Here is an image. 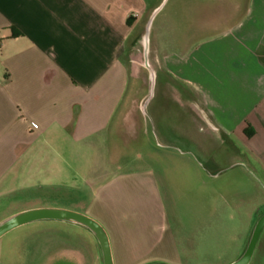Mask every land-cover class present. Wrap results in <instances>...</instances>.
I'll list each match as a JSON object with an SVG mask.
<instances>
[{
  "label": "crops",
  "instance_id": "0c3cea01",
  "mask_svg": "<svg viewBox=\"0 0 264 264\" xmlns=\"http://www.w3.org/2000/svg\"><path fill=\"white\" fill-rule=\"evenodd\" d=\"M163 1L149 9L148 0H0V222L49 203L41 208L96 220L113 264H182L166 223L164 171L122 168L116 149L124 131L145 133L123 62L129 31L149 27ZM179 3L156 32L154 63L166 70V99L206 131L192 138L213 194L200 212L220 219L217 253L239 256L264 211V0ZM113 147L108 168L102 152ZM42 220L74 230L60 248L74 264L86 254L104 264L87 227ZM257 250L264 254V227Z\"/></svg>",
  "mask_w": 264,
  "mask_h": 264
},
{
  "label": "rangeland",
  "instance_id": "374dc122",
  "mask_svg": "<svg viewBox=\"0 0 264 264\" xmlns=\"http://www.w3.org/2000/svg\"><path fill=\"white\" fill-rule=\"evenodd\" d=\"M160 1L148 0L149 9ZM191 1L164 0L150 16L149 27L140 23L129 31L130 43L123 62L128 76L133 74L128 78V92L133 90L135 101L142 99L143 107L139 115L144 121L145 133H141L136 140L131 133L124 131L117 138L116 149L120 153L118 163L122 168H152L157 178H162L165 173L166 182L165 185L160 183V190L163 192L166 187V223L182 264H224L232 259L235 261L243 252L237 256L225 247L228 252L217 253L220 249L212 242L215 239L213 226L220 219L216 215L205 216L200 212L204 201L213 202L211 190L201 184L202 180H210L208 173L201 168L205 166V160L194 141L206 131L200 132L198 125L185 123L181 115L184 110L178 102L166 99V70L154 63L153 47L158 28L171 19L175 3L177 8L179 2ZM113 153L114 147L110 152H102L106 156L101 161L107 160L108 168ZM93 159L99 161L97 156ZM31 193L24 191L18 196H30ZM2 203L0 200V209L3 208ZM48 205L41 207H52ZM55 223L53 220L35 221L1 236L0 264H74L72 261H76V256L60 252L63 246H70V238L67 240L66 236L73 235L74 230L63 229L65 226ZM78 242L75 239L76 245ZM86 258L88 261L85 264H94L89 254ZM250 264H264V254H258L257 250Z\"/></svg>",
  "mask_w": 264,
  "mask_h": 264
},
{
  "label": "water",
  "instance_id": "95a60500",
  "mask_svg": "<svg viewBox=\"0 0 264 264\" xmlns=\"http://www.w3.org/2000/svg\"><path fill=\"white\" fill-rule=\"evenodd\" d=\"M42 219H58L79 223L87 227L99 242L104 264H113L108 236L103 227L91 217L68 209L34 208L16 213L0 222V237L8 231L31 221ZM264 227V212L256 220L248 244L243 253L229 264H248L253 255L260 233ZM170 264V263H154Z\"/></svg>",
  "mask_w": 264,
  "mask_h": 264
},
{
  "label": "bare ground",
  "instance_id": "6f19581e",
  "mask_svg": "<svg viewBox=\"0 0 264 264\" xmlns=\"http://www.w3.org/2000/svg\"><path fill=\"white\" fill-rule=\"evenodd\" d=\"M146 44H147V38H146Z\"/></svg>",
  "mask_w": 264,
  "mask_h": 264
}]
</instances>
